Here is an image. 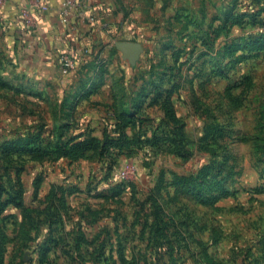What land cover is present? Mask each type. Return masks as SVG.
<instances>
[{"label": "rangeland", "instance_id": "374dc122", "mask_svg": "<svg viewBox=\"0 0 264 264\" xmlns=\"http://www.w3.org/2000/svg\"><path fill=\"white\" fill-rule=\"evenodd\" d=\"M22 1L0 0V264H264V0H106L54 62Z\"/></svg>", "mask_w": 264, "mask_h": 264}, {"label": "crops", "instance_id": "0c3cea01", "mask_svg": "<svg viewBox=\"0 0 264 264\" xmlns=\"http://www.w3.org/2000/svg\"><path fill=\"white\" fill-rule=\"evenodd\" d=\"M14 2L15 5H12L15 10L18 8L15 15H18L23 1L14 0ZM105 4H107L106 0H97L90 3L84 16L73 15L65 19L62 0H46V7L43 11L36 12L31 9L28 25L22 22V29L27 34L29 32L32 34L35 47L47 54L46 59L54 62L58 55L57 51L66 48L70 43V38L73 37L76 40L80 35L88 38L95 37L107 18L104 14L99 15L100 11H104ZM88 17H91V21Z\"/></svg>", "mask_w": 264, "mask_h": 264}, {"label": "built area", "instance_id": "2783aa9c", "mask_svg": "<svg viewBox=\"0 0 264 264\" xmlns=\"http://www.w3.org/2000/svg\"><path fill=\"white\" fill-rule=\"evenodd\" d=\"M27 1V0H25ZM30 9L28 8L29 4H26L22 9V15L24 16V21L28 23L27 15L31 9L36 10V12L43 11L46 7V0H30ZM97 0H62V11L65 19H69L70 16L79 15L84 16L85 10L88 9L90 3H93ZM91 21V17H88ZM28 25V24H27ZM74 51H70L68 54L62 57V62L67 67H72L74 59Z\"/></svg>", "mask_w": 264, "mask_h": 264}, {"label": "water", "instance_id": "95a60500", "mask_svg": "<svg viewBox=\"0 0 264 264\" xmlns=\"http://www.w3.org/2000/svg\"><path fill=\"white\" fill-rule=\"evenodd\" d=\"M117 46L125 51V53L133 57L136 54L137 49L139 48V45L132 42H119L117 43Z\"/></svg>", "mask_w": 264, "mask_h": 264}, {"label": "trees", "instance_id": "16d2710c", "mask_svg": "<svg viewBox=\"0 0 264 264\" xmlns=\"http://www.w3.org/2000/svg\"><path fill=\"white\" fill-rule=\"evenodd\" d=\"M94 141L92 140H82V141H78L76 143H74L73 147H75V149L79 152L81 150H85V149H89V148H94V147H90L88 144L90 142Z\"/></svg>", "mask_w": 264, "mask_h": 264}]
</instances>
